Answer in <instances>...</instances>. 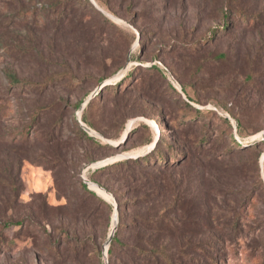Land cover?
Masks as SVG:
<instances>
[{
	"label": "rangeland",
	"instance_id": "1",
	"mask_svg": "<svg viewBox=\"0 0 264 264\" xmlns=\"http://www.w3.org/2000/svg\"><path fill=\"white\" fill-rule=\"evenodd\" d=\"M230 2L0 0V264H146L151 241L174 264H264V145L213 168L178 169L174 191L153 202L143 198L158 181L97 171L159 140L172 162L205 134L207 149L228 148L238 124L245 142L264 139V0H234L246 18L226 27ZM8 72L50 84L39 96L12 89ZM39 106L52 141L35 140V128L28 145L12 143ZM194 109L216 111L232 128L217 124L213 139L210 118ZM84 178L99 180L109 199ZM82 184L103 203L84 202Z\"/></svg>",
	"mask_w": 264,
	"mask_h": 264
},
{
	"label": "trees",
	"instance_id": "2",
	"mask_svg": "<svg viewBox=\"0 0 264 264\" xmlns=\"http://www.w3.org/2000/svg\"><path fill=\"white\" fill-rule=\"evenodd\" d=\"M233 2L228 3L230 6L228 10L225 13H223V16H222L223 23L226 27L230 25L231 23L236 22L237 17H239L240 15L242 16L240 20L242 19L245 20L246 18L243 14L244 12L239 11L240 14L236 13V11L238 10L234 7L235 5H233ZM104 21L106 23H111L110 20H108L105 17H104ZM152 68H155V67H152ZM5 77L8 80L9 85L12 87V89L21 88L24 91H29V92L31 91V93H36V95L38 96L41 95V93L45 91V88L48 87L50 84V81L47 79L44 80L43 83H32L28 80L19 79L18 77H16V75L10 72L5 73ZM107 87L108 86L105 85L101 89V91L105 90ZM183 91L188 98L187 100L188 102L186 105L188 107H192L190 104V102L193 101L192 98L188 96L184 88H183ZM46 111L47 110L44 106H39L38 108H36L29 118L30 122L29 121L26 122L24 125V128L20 130V132H17L16 136H13V137L11 136L12 137L11 142L12 143L19 142L21 146L28 145L31 141V138L29 136L30 130L35 129V128L37 129L36 130L37 138H35V140L36 139L38 140L39 138V140L45 139L48 141H52L51 138H53L54 135L43 134L42 131L44 129H43V126L40 125L41 120H43L42 116L44 115V112ZM194 112H195V115L198 116V118L200 116H204V117L207 116L210 118V121H211L210 125L215 128L212 133L213 139L218 138V141L220 140V136H219L220 131L216 129L217 124L226 125L230 129L232 128L230 119L218 115L216 111H208L204 113L203 111L199 109H194ZM82 120L84 123L89 125V122L86 116H83ZM19 133H22L24 135L20 139H18ZM82 135L83 137L88 138L85 133H82ZM240 135H241V131H240V126L238 124L237 127H235V134L233 133L232 136L230 137L232 139V144H230L228 148H225L223 144L219 142V143H215L210 149H207V146L209 145L208 144L209 137L207 134L201 136L196 142H190L188 140L185 143V145L182 146V149L177 151L178 157H177L176 162H172L171 157L169 158V155L160 151V146L162 143H161V140H159L155 148L149 151L148 154L141 155L136 158H131L130 160H126V161L115 162L97 171H101L103 173L106 171H110L111 175L115 176V178L119 179L120 181H123L126 183H135V182L140 181L141 183L150 184V183H155L158 181V184L155 185L154 187H151L150 190L146 194H144V198H143L145 202H153L155 199L159 198V196L162 193L167 192V191L172 193L174 191L175 183L173 182L174 180L172 177H173V174L176 173L178 169L182 168L184 171H190L195 168H199V169L213 168V166L220 163L221 159L227 156H230V155L234 156L236 155L237 151H242V150L247 151L252 147L258 148L259 146H261V144L264 145V139L257 143L251 144L249 142H245V138H242ZM151 143L153 142L148 141L147 144L150 145ZM153 155H156L157 158L153 163H151L150 159H151V156ZM91 182L102 186V184L96 178H92ZM261 183L263 184V181H261ZM81 187H82V191L84 195L83 196L84 202L91 201V202H96V203H103L99 198H97V196L93 192L89 191L87 185L82 184ZM253 199H254L253 195L249 196L248 198L245 199L243 205L245 206V204H250ZM135 202L136 201H133V203ZM119 205L120 207H122L121 204ZM152 210L156 214H159V215H163L165 213L164 208L162 209L152 208ZM150 224H151V221L147 220V222L144 221L143 225L145 226V228L152 229ZM15 225L19 226L20 224L18 222V223H15ZM4 227L9 228L10 224L5 225ZM91 239L92 238L89 237L88 239L89 243L91 242ZM113 243L119 244L120 242L117 239H114ZM150 243H151L150 244L151 249L149 251L145 252L141 250L147 255V259H145L146 264H174V261L172 260V257H171V253L170 251H168L167 248L160 247V246L158 247L157 244L154 243L153 241H151ZM114 248L115 246L112 244L108 252L109 255L111 256L114 255ZM212 260L213 259L209 260L210 264ZM200 263L201 262H199L198 264Z\"/></svg>",
	"mask_w": 264,
	"mask_h": 264
},
{
	"label": "water",
	"instance_id": "3",
	"mask_svg": "<svg viewBox=\"0 0 264 264\" xmlns=\"http://www.w3.org/2000/svg\"><path fill=\"white\" fill-rule=\"evenodd\" d=\"M106 15L109 16L110 18L115 19V18H114L113 16H111V15H108V14H106ZM104 86H105V83H102V84L98 87L97 90H101ZM87 103H88V101L84 104V106H86ZM78 120H79L80 124L84 127V129H86V130L89 131V132H93L90 128H88L85 124L82 123L80 115L78 116ZM155 144H156V143H155ZM123 158L131 159V158H133V157L130 156V155H126V156H124V157L113 158V159L107 160V161H105V162H103V163H100V164H99V168H102V167L108 166V165H110V164H113V163H115V162H117V161L122 160ZM84 180H85V183L89 186L90 189H91V186H92V185H93V186H94V185H97V184H95V183H93V182L87 180L86 178H84ZM99 187H100V186H99ZM116 210H117V207L115 206V211H116ZM111 241H112V236L109 237L108 244H110Z\"/></svg>",
	"mask_w": 264,
	"mask_h": 264
},
{
	"label": "bare ground",
	"instance_id": "4",
	"mask_svg": "<svg viewBox=\"0 0 264 264\" xmlns=\"http://www.w3.org/2000/svg\"><path fill=\"white\" fill-rule=\"evenodd\" d=\"M106 84V83H105ZM157 141V140H156ZM155 141V142H156ZM155 144V143H154ZM133 158L134 157H138V156H132ZM91 188L93 189V190H95L100 196H102L103 198H105V199H109V197H108V193L103 189V188H101V187H99L98 185H92L91 186ZM108 194V195H107Z\"/></svg>",
	"mask_w": 264,
	"mask_h": 264
}]
</instances>
